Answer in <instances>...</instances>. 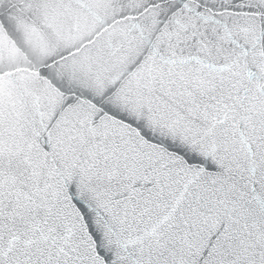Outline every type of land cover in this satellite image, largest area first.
<instances>
[{
  "label": "snow or ice",
  "instance_id": "snow-or-ice-1",
  "mask_svg": "<svg viewBox=\"0 0 264 264\" xmlns=\"http://www.w3.org/2000/svg\"><path fill=\"white\" fill-rule=\"evenodd\" d=\"M0 264H264V0H0Z\"/></svg>",
  "mask_w": 264,
  "mask_h": 264
}]
</instances>
